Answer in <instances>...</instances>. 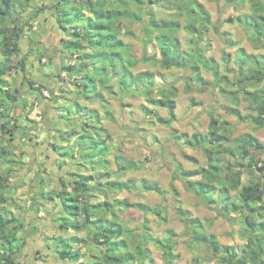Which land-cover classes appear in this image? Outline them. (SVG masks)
<instances>
[{
    "label": "trees",
    "instance_id": "obj_1",
    "mask_svg": "<svg viewBox=\"0 0 264 264\" xmlns=\"http://www.w3.org/2000/svg\"><path fill=\"white\" fill-rule=\"evenodd\" d=\"M114 1L117 7L109 6L108 0H59V5L52 12L59 27L68 35L64 51L70 50L74 56L78 55L74 62L71 61V64L66 67L69 69L68 75L73 77L76 85H79V96L90 101H106L105 91L113 93V84L117 82L120 90H117L119 96L122 94L121 92L131 95L141 94L153 106L166 108L169 113L167 118L162 117L158 111L146 104L143 106L148 116H154L158 123L171 126L177 119L178 88L176 82L167 85L161 82L157 83V74L153 71L144 70L136 74L129 71V67H134L139 62L159 64L165 69L177 68L188 71L190 78L200 85L215 84L220 86L225 84L231 87L228 93L233 104L226 106L228 112L240 121L251 119L256 127H264V88L246 92L249 99L253 100L256 114L243 115L239 109L241 103L238 98L240 91L248 81H253L256 84L264 81V54H251L244 47L238 48L235 57V63L238 66V73L235 75L237 82L231 81L229 74L232 69L227 65L231 60V54L224 52L223 59L226 66L222 72L220 62L214 56H208L206 47L200 45V37L208 29L211 18L209 11L198 0ZM229 1L231 4L235 2L241 5L249 4L248 11L230 15L227 21L237 22L249 33V37L255 43L264 46V0ZM32 2L33 0H0V79L13 72L17 66L10 61L20 51L24 28L17 21L15 12L20 8L22 12L28 10L29 8L24 5H30L33 8ZM69 5L71 8L66 9ZM156 6L167 9L171 13V17L157 15ZM35 8L38 11L36 10V13L27 18V24H32V17L38 20L40 14L46 11L44 7ZM124 19L130 20L132 24H141L144 43L140 58L131 53L129 45L122 38ZM12 23L13 26H11ZM181 29L191 35L188 39L189 48L183 46L178 35ZM128 33L134 35L131 30H128ZM69 36L71 37L69 38ZM153 42L156 43L160 52V58H155V60L148 56V46ZM235 43L231 39L229 45L234 46ZM44 55L41 53L40 58H43ZM111 56H113L112 59H110ZM108 59H110L109 63H107ZM87 69L92 72H88ZM204 70L213 75L212 81L205 78ZM124 72L129 73L128 78ZM28 81L29 86H32L36 91H40L41 87H44L43 84H38L32 79ZM4 85L7 86L8 82H5ZM233 87L235 89H232ZM156 91L157 96L155 95ZM53 92L56 97L55 91ZM5 93L4 99H0L2 132L8 131L9 128L13 131L20 127L14 114L20 106L19 96L13 94L9 89ZM6 97L8 104L3 105L2 102L6 100ZM75 102L83 111L84 116L89 112H97L76 100ZM32 109L29 108L27 114ZM93 117L94 114L86 118L83 126L85 133L81 132L80 135H76L75 129L63 132V139L69 144L71 142L70 148L78 145L80 149L90 151L88 161H84L80 156L79 158L82 160H79L74 153L70 158L78 163V167L72 174L73 178L65 182L60 189L36 194V196H47L50 200L54 199L53 195H55L59 199L57 203L59 212L62 213L65 210L68 214L58 220L59 227L66 231L73 229L77 232L86 229L91 237V239H87L80 236L72 238L58 236L54 239L58 243L54 252L57 253L60 260H69L74 264H91V261L94 264H134L139 260L142 263L148 260L149 264H157L146 244H138V250L132 251L130 243H132L133 231L117 220L116 213L119 210L135 207L145 213L160 215L162 212L160 206L152 207L141 202L133 203L126 198L116 199L115 202L103 200L96 204L91 201L93 192L97 189L102 190V185L107 191L110 189L112 192L131 189L133 181L121 180L119 177L132 169L142 167L141 162L125 161L123 156L117 154L119 169L114 172L116 177L113 178L110 172L101 173V177L104 175L106 177L105 184L92 172L80 171L83 168L86 170L89 166L95 169L97 163H100L97 165L107 167L109 163L107 155L111 152V147L106 139L108 134L101 136L100 133L104 128L93 124ZM4 118H7V121H4ZM89 118L90 122H88ZM231 125L228 120L212 116L206 133L195 131L190 136L185 133L174 134V137L181 140L185 146L202 150L207 164L195 169H186L182 165H177L172 172V182L183 180L187 189L195 192L206 204L215 205L217 209L220 208V215L225 216L231 222H234V218L230 213L232 211L241 212L242 225L239 233L245 242L240 247L223 244L215 233L207 230L206 226L210 225L209 220L190 217L183 208H179L178 213L189 227L191 241L210 250L211 258L215 259L218 264H264V178L262 179L264 163L260 158V154L264 150V143L252 133H243L233 137ZM89 127H92L96 133H91ZM82 137L92 139L91 143L83 141ZM73 139L76 143L75 146L72 145ZM10 149L12 150L11 147ZM61 149L63 147H58V150L56 148L57 153H62ZM10 153L11 151L6 146L0 148V156L6 158V155L8 156ZM120 157L124 159V164L120 161ZM232 158L241 161L240 164L238 163V168L230 160ZM247 159L248 162L244 163ZM260 163H263L259 166L262 175H259L258 178L255 167H258ZM247 171L250 173V179L243 182L242 175ZM11 173L12 170H7L4 174H0V205L9 202L5 190L8 186L7 177ZM141 183L145 190L166 193L157 183L147 180H142ZM173 189L176 194H179L175 188ZM109 212L116 219V223L105 222L106 219L102 213ZM20 228L19 220L15 216L9 217L0 214V264H21L17 253L23 249L26 241L22 236H19ZM141 235L145 243L152 239L163 250L168 261L166 264H174L177 256L174 252L176 233L173 230L169 229L164 238H153L146 231L141 232ZM89 240L94 243L95 247H99L98 254H95V257L89 262L84 263L81 261V250H74V248L82 241L89 244ZM48 248H52V246H48ZM119 249L120 255L117 254ZM191 264H202V261L200 258H194Z\"/></svg>",
    "mask_w": 264,
    "mask_h": 264
},
{
    "label": "rangeland",
    "instance_id": "obj_2",
    "mask_svg": "<svg viewBox=\"0 0 264 264\" xmlns=\"http://www.w3.org/2000/svg\"><path fill=\"white\" fill-rule=\"evenodd\" d=\"M198 1L206 7L211 18L208 29L200 37V45L206 47L208 56H214L220 62L222 72L223 68L226 66V62L223 59L224 52H229L231 54V60L227 65H229L232 69L229 74V78L231 81H236L237 78L235 75L238 73V66L235 63V57L238 48L244 47L246 51L251 54H264V46L255 43L249 37V33H247L241 25L235 21H227L230 15L241 14L248 11L250 8L249 4L247 3L241 5L237 2L231 4L229 0ZM59 3V0H40L39 3L32 4L34 7L31 8L30 15L36 13L37 9L35 7H44L49 13L51 12L50 14L52 15L53 10H56V6L59 5ZM108 3L111 7H117L114 0H108ZM70 8V5L66 7V9ZM133 8L137 10L135 6H133ZM156 10L157 15L159 16L171 17V13L165 8L156 6ZM21 13L23 12L20 8V12L15 13L16 19L23 28H28V32H34V30L40 29L42 24L44 25L43 22L33 17L32 24L28 23V25L27 23H22L21 21L25 18V15L27 18L30 15L28 14L29 12L23 13L24 15ZM42 14L47 15L48 13L44 11ZM47 26L45 25L46 28ZM50 26L52 27V25ZM70 29H73V27H70ZM128 30H131L134 35L129 34ZM178 35L182 40L183 46L185 48H189L190 44L188 39L191 35L184 29H181L178 32ZM70 37L71 36H69V38ZM122 38L129 45L131 53L135 57L140 58L143 53L144 43V35L141 24H132L130 20L124 19L122 22ZM231 39L236 42V45H229ZM23 53V49L20 48V51L15 54L10 61V63L17 65L16 68L13 72L4 76L6 79L4 77L0 79V99H4V94L6 96L5 88L7 86L4 85L5 82H8L9 90L13 94L20 97V94L22 93V95H25V99H30L29 103L24 99L19 100L20 106L14 113L17 123L20 126L19 128L13 131L9 128L8 131L2 132L1 128L3 125H0V148L6 146L11 151L8 156L6 155V158L0 156V174H4L7 170H12V173L7 177L6 181L8 186L5 190V195L9 198V202L0 205V214H4L9 217L15 216L17 220H19L21 227L19 235H21L24 240H32V242L37 244V242H40L39 239L42 240L44 237L43 240L47 247L40 248V245L37 244L40 250L36 253L33 252L35 249H32L35 245L32 247H24L25 249L23 248L17 253V257L20 258L21 264H74V262L69 260H60L57 257V253L54 252V248L58 245V243L55 242L56 240L52 241L50 239L54 237L58 238V236L72 238V232L74 231H66L58 226V220L68 214L65 210L62 213L59 212V207H57L59 199L55 195H53L54 199L52 200H50L47 196H36L38 192L60 189V186L55 183H47L46 179L44 177L42 178L35 162V157L38 159V156L33 155L31 150H35L40 146L36 141L43 139L47 130L49 134H51V138H53L54 134L58 133L57 128L59 130H68L71 121L73 122L74 118L77 117L79 113L83 112L79 109L75 100L79 101V103L84 106H93L94 108H97L102 114H105L106 111H110V109L113 108L114 118L112 122L115 124L112 127L108 126V128H104L103 131L105 130L106 132L102 131L100 133L101 136H105V134L107 135L109 133L106 139H109L108 145L110 147L115 135L117 134V129L121 133L127 132L130 136V139L124 145V149H117L116 154H111V148V152L107 155L109 160L107 167L97 165L100 164L97 163L95 164V169L89 166L86 170H83V168L80 169V171H85L87 173L92 172L96 175L95 177L101 179L105 184L106 177H104L105 175L101 177V173L106 174V172H110L113 178L116 177L114 172L119 169L116 158L117 154L123 156L125 161L134 160L139 161L142 164L141 168L132 169L119 177L121 180H132L133 183L131 189L112 192L110 189L107 191L102 185V190L97 189L98 191L96 190L93 192L91 201L96 204L102 202L103 200L115 202L116 199L126 198L133 203L141 202L147 204L148 206H160L161 208L162 212L160 215L145 213L135 207L124 209L123 211H117V220L122 222L126 228L133 231L134 235L131 238L132 243H130L132 251H137V245L144 243L151 250L153 259L157 264H166L168 261L164 256L163 250L160 249L152 239H149L145 243L141 232L146 231V233L153 238H164L167 235V231L171 229L176 233V237L174 239V252L177 257L174 260V264H191L194 258H200L202 264H218L215 259L211 258L212 253L210 250L206 247L198 246L197 243H193L191 241L189 227L179 215V208L185 209L190 217H199L202 220H209L210 225L206 226L207 230L215 233L223 244L240 247L245 242V239H243L239 233L242 225L241 212L232 211L230 214L234 218V222H231L225 216L220 215V208L217 209L215 205L206 204L195 192L187 189L183 180L179 179L172 182V172L177 165H182L186 169H195L207 164V159L202 150L185 146L181 140L174 137V134L179 135L185 133L190 136L195 131L206 133L212 116H219L220 119L229 120L232 124L231 128H233V137L243 133H252L264 143V127H256L251 119L240 121L237 117L228 112L226 106H231L233 104L228 93L231 90V87L225 84L220 86L215 84L200 85L195 80L190 78L188 71L177 68L165 69L159 64L141 62L134 67H129V71L135 74L144 70L155 72L157 74V83L161 82L167 85L176 82V86L178 88L176 97V111L178 119L172 124L173 126H167L165 124L158 123L154 116L147 115L146 111L143 109L145 102L147 106L151 107L153 105L148 103L146 98H143V95H131L121 92L122 94L119 96L117 93V90H119L117 82H114L113 84V97L110 96L111 92L109 94L105 91L104 96L109 95L108 99L111 100L106 105H102L100 102H96L94 104V102H87L85 101L86 99H82L83 96H79V85H76L73 77L71 78V76L68 75L67 72L69 69L66 67L71 64L69 62H74L76 57L71 54L70 50H66L62 55L65 60L63 63H59V68L55 63V56L52 60H48L47 55L40 58L41 60L45 59L44 62L47 64V68L53 67L55 70L56 68L59 69L58 73H60L63 78L61 82L65 86L64 90H62L59 94L56 93V99L58 100L55 105L56 111L53 115H50V117H53L56 114L53 121L56 124L57 122L62 124L63 127L57 126L56 129H53L52 127H55V125L53 126L52 121H49L47 124L49 128H44L43 112L40 106V103L44 100L43 97L41 98L42 100H38L36 95L31 90L29 91L30 88L20 89L18 85L20 62H22ZM159 53L160 52L156 47V43H150L148 46V56H150L152 60H155V58H160ZM112 58L113 56L110 57V59ZM110 59L107 60V63L110 62ZM87 71L92 72V70L90 71L89 69H87ZM55 72L56 71L52 72L51 76H56L57 73ZM62 73H65V75H62ZM124 75L128 78L129 73L124 72ZM203 75L210 81L213 80V75L210 72L204 70ZM2 81H4V83H2ZM261 88H264V81L260 84L248 81L245 87H243L240 91L241 93L238 98L240 100L239 103L241 104H239V109L243 115L248 113L256 114L254 103L252 102L253 100L251 101L249 99L246 92ZM232 89L235 88L233 87ZM32 90L35 91L34 89ZM49 91L44 86L41 87L40 92L38 91V93L43 96V94L47 95ZM102 92L104 93V91ZM50 93L54 96L53 90H51ZM157 94L158 93L156 91L155 95L157 96ZM30 102H32V104H30ZM44 103L47 108L51 104L49 101L45 100ZM2 104H8L7 97ZM28 108H33L30 112L31 114L25 113L26 109L28 111ZM165 110V108L160 109L162 115H169L168 111ZM94 115L99 116V113L94 111ZM118 119L122 121L119 124H117ZM3 120L7 121V118H4ZM90 120L91 119L89 118L88 122H90ZM41 124L43 126L42 130L40 128ZM81 124V126L76 124V128H71L70 131L75 129L76 135L79 134L84 129L83 123ZM106 124L107 123H104V125ZM131 125L137 126L134 132H128L127 130L131 127ZM88 129L92 131L91 133H96L94 129ZM35 133L38 134L35 135L34 138L30 139ZM13 136L15 138H11ZM81 139L83 141L86 140V142L88 141L87 143L92 140L87 137H82ZM12 145L17 148L29 149L27 154L31 158L26 160V153L21 152L20 149L15 148L14 150H11L10 147ZM48 151V153L52 156L56 155V152H54L51 147ZM60 152H62L66 158L72 157L75 153L87 162L88 153L90 151H87L86 149L84 150L83 148L80 149L79 146L76 145L74 148L69 147L61 149ZM260 158L264 163V150L261 152ZM124 159L120 157V161L123 164L125 163ZM230 160L236 164L237 168L239 167L241 162L239 159L232 158ZM50 162V167L51 164L54 163L56 168V161ZM247 162L248 159L244 161V163ZM263 163H260L258 167H255L258 178L259 175H262L259 170V166ZM72 164H74V161ZM33 168L36 169L35 172H33ZM42 168H44L43 165ZM43 172L48 171L43 170ZM263 178L264 177H262V179ZM242 179L243 182H247L250 179V173L248 171L245 172L242 175ZM142 180L159 184L166 193L163 194L143 189L141 186ZM49 184H51V187H48ZM172 187L175 188L179 194H176ZM102 214L105 216V222L116 223V219L113 217L112 213L109 212ZM38 221L39 223H37ZM145 223L146 225H144ZM79 236L91 239L89 232L86 229L79 232ZM48 246H52V248H48ZM76 246L77 247L74 248V250H81V261H84V263L89 262L90 259L95 257V254H98L99 247H95L91 240H89V244H85L82 241ZM120 249L117 250V254H119ZM91 262V264H94L93 261ZM134 264H149V261L147 260L142 263L139 260L138 262L135 261Z\"/></svg>",
    "mask_w": 264,
    "mask_h": 264
},
{
    "label": "crops",
    "instance_id": "obj_3",
    "mask_svg": "<svg viewBox=\"0 0 264 264\" xmlns=\"http://www.w3.org/2000/svg\"><path fill=\"white\" fill-rule=\"evenodd\" d=\"M33 3H31V4H33ZM27 11L28 10L23 11V13H28L29 11L28 12ZM19 12H20V9H17L15 13H19ZM46 13H48V14L47 15L46 14H42V15H40L38 17V20H40L41 22L44 23V25L42 24V27L40 29L34 30V32H31V35H29L30 32H28V28H24V30H23V35H22L23 37L21 39V49H23L24 53L22 55V62H20V72H19L20 74H19L18 85H19L20 89H27V88L30 87L29 86V81H28L29 79H32V80H34L36 82V77L33 76V71H30V69H34L36 73H39V79L44 81V82H42L40 84H43L47 88L48 91L50 90V92H51V90H53V91H55V94L56 93L59 94L65 88V86L61 82L63 78L61 77V74L58 73L59 72L58 68H59V63H63L64 60H65V59H63L62 55H63V52H65L64 51V46L66 44V40L68 38V35H67L66 31L62 30L59 27L58 22L56 20V17L51 15L50 14L51 12L49 13L47 10H46ZM21 22L22 23H27V19L23 18ZM0 23H1V21H0ZM32 23H33V21H32ZM45 25L46 26L48 25L47 28L45 27ZM50 25H52V27ZM11 26H13V23L11 24ZM0 28H1V24H0ZM57 47H60V48H57ZM61 47H62V49H61ZM41 53H43V54H45L47 56L49 54H51L52 56H48V57L46 56L48 58V60H51V58L53 59L54 56H55V63L58 66V68H56V70H55L56 71L55 73H57L56 76L53 77V76H51L52 72L46 71L47 64L44 62L45 59H43V60L40 59V54ZM76 56H78V55H75V57ZM25 57H27V58H25ZM29 57H31V60L29 59ZM33 61L35 63H33ZM140 63L141 62H139L138 64H140ZM62 75H65V73H62ZM4 78L6 79V77H4ZM5 89L6 90L9 89V85H7V87ZM30 90L31 89H29V91ZM31 91L36 95V98L38 100H41L42 97H41V94L38 93V90L37 91L36 90L35 91L31 90ZM108 96L109 95H105V100L106 101H102V100L101 101H98V100H91L90 101V100H87V99L85 100V98H83V97H82V99H84L87 102L88 101L94 102V104L96 102H100V103H102V105H106V104H108V102L111 101V100L108 99ZM110 96L113 97V93H111ZM24 97H25V95H22V93H21L20 97H19V100L24 99V100H27L28 103H29L30 99L29 98L25 99ZM51 97H52V100L49 101V103H51V104L48 106V108H50V111L46 113L45 117L43 116L45 124H48L49 121H51L52 117H50V115H53L54 112L56 111L55 110L56 109L55 105H56L58 100L56 99L55 95L54 96L52 95ZM143 98L145 99L144 96H143ZM30 104H32V102H30ZM30 104H28V105H30ZM40 104H41L40 106H41L42 111H44V109H47V106L44 103V100ZM145 104H146V102H145ZM150 108H153L154 110L158 111L159 115H161L162 117H165V118L168 117V114H166L167 116H163L162 115V112L160 111V109L161 108L164 109L163 107L151 106ZM89 109H91V110L95 109L99 113V116H95L94 115V117L92 119V120H94L93 124H97L99 127L102 126V128H108V126L112 127L115 124L114 122H112L113 118H114V116H113L114 115L113 114L114 113L113 112V108H111L110 111H106L105 110L106 111L105 114L100 113V111L97 108H94L93 106L90 107ZM104 109H105V107H104ZM28 110H29V108H28ZM176 110H177V108H176ZM25 113L27 114V109H26ZM48 114H49V116H48ZM93 114H94V112L93 113L89 112L88 115L86 114V116H84L83 113H79V115L74 118L73 122L70 123V125H69L70 127L69 128H76L75 127L76 124H79L81 126L82 125L81 123H83V125H84L85 121H86V118L91 117ZM176 114H177V111H176ZM55 116H56V114L54 115V117ZM36 119H38V118H36ZM98 119H99V121H98ZM177 119L175 121H177ZM175 121H173V123ZM104 123H107V124L104 125ZM172 124H171V126H173ZM89 128H92V127H89ZM104 132H106V131H104ZM80 134H81V132L78 135H80ZM108 135H109V133H108ZM93 136H95V135H93ZM107 143H109V139L107 140ZM73 144H74V146L76 145L75 141H73ZM77 157L79 158V156H77ZM79 160H80V158H79ZM71 231H74V232H72L73 236H79V232H77V231H75L73 229H71ZM19 236H21V235H19ZM63 237L66 238V236H63ZM43 239H44V237L42 238V240L39 239L40 242H37V244L40 245V248L47 247L46 244L44 243ZM54 239H56V238L54 237V238H52L50 240L53 241ZM25 241H26V243H25L26 245L25 244L23 245L25 248L27 246L32 247V246L35 245V247L32 248V249H35L33 252L36 253V252H38V250H40L39 246L36 243L32 242V240H25Z\"/></svg>",
    "mask_w": 264,
    "mask_h": 264
},
{
    "label": "flooded vegetation",
    "instance_id": "obj_4",
    "mask_svg": "<svg viewBox=\"0 0 264 264\" xmlns=\"http://www.w3.org/2000/svg\"><path fill=\"white\" fill-rule=\"evenodd\" d=\"M48 56H52V55L49 54ZM29 88L31 90L33 89L32 86H30ZM51 96L52 95H51V93L49 91V93L47 95L43 94L42 97H43V99L45 101H50V100H52ZM49 111H50V108L44 109V111H42L43 112V116L45 117L46 113L49 112ZM53 118H55V117L53 116L51 121L53 123V126L55 125V127H52V128L56 129L57 128V124L53 121L54 120ZM44 126H45L44 128H49L48 125L45 124V123H44ZM70 129L71 128H68L67 131H70ZM57 131H58V133L54 134L53 138H51L50 137L51 134H49V132L47 130L45 137L43 139H41L40 141L39 140L36 141L37 144L40 145L37 149H43V152L35 155V156L41 155L43 159L45 158L44 161H56L57 164H56V168H55V170H56L55 173H50V168H51L50 165L48 167H45L43 163L38 165L36 157H35V159H36L35 162H36L37 165L36 164L35 165L38 167L39 173L41 174L42 178L43 177L44 178L49 177V175H54L55 176V180L54 181L51 180V179H48V180H46L47 183L48 182H50L52 184L55 183V184L59 185L60 188H62L64 186L65 182H67V181H69L70 179L73 178L72 174H73V172L76 171V169L78 167V163H76V161L74 159L70 158V157L66 158L63 153H57L56 148L58 150V147H61V148L63 147V149H65V148H69L71 146V142L69 144L63 139V137H64L63 132L65 130H63V129L59 130L57 128ZM82 132L85 133L86 131L83 129ZM37 134L38 133H35L34 136H31L30 139L34 138L35 135H37ZM11 138H15V137L13 136ZM12 146H11V148L13 150L16 148V149H20L21 152H25V153L29 152V149L17 148L16 146H13V147ZM50 147L53 149L54 152H56L55 156H52L50 153H48L49 152L48 150H49ZM43 155H44V157H43ZM57 161H59V162H57ZM73 161H74V164H72ZM42 165L44 166V168H42ZM65 168H71L72 170L64 172ZM43 170L48 171V172H43ZM59 173H63V175H59ZM37 223H39V221Z\"/></svg>",
    "mask_w": 264,
    "mask_h": 264
},
{
    "label": "clouds",
    "instance_id": "obj_5",
    "mask_svg": "<svg viewBox=\"0 0 264 264\" xmlns=\"http://www.w3.org/2000/svg\"><path fill=\"white\" fill-rule=\"evenodd\" d=\"M33 2L34 3H39L40 0H33ZM24 7L29 8V13L28 14L30 15V13H31V6L30 5H24ZM21 14L24 15L23 13H21ZM26 18H27V16L25 15V19ZM29 35H31V33ZM29 59L31 60V57H29ZM33 63H35V62L33 61ZM30 71H33V76L36 77V83L39 84V83L44 82L41 79H39V73H36L34 69H30ZM46 71H48V72H54L55 71V68L49 67V68L46 69ZM121 122L122 121H120L119 119L117 120V124H119ZM129 123H130V121H129ZM57 126L63 127V125L62 124H59L58 122H57ZM136 127H137L136 125H131V127L128 129V132H134ZM40 128H41V130L43 129L42 124L40 125ZM129 139H130V136L128 135L127 132L121 133L117 129V134L115 135V137L113 139V142H112V145H111V148H112V153L111 154H116L117 149H121V150L124 149V145H125V143ZM31 151H32V154L33 155H37L39 153H42L43 152V149H35V150H31ZM30 158L31 157L26 153L25 159L27 160V159H30ZM57 162H59V161H57ZM41 163H43L45 167H48L51 162L50 161H43L42 156L41 155H38L37 164L39 165ZM35 170L36 169L33 168V172H35ZM70 170H72V169L71 168H65L64 169V172H67V171H70ZM55 171H56L55 170V164L52 163L51 164V168H50V173H55ZM59 175H63V173H59ZM45 179L46 180L51 179V180L54 181L55 180V176L54 175H50V177H46ZM48 187H51V184H49Z\"/></svg>",
    "mask_w": 264,
    "mask_h": 264
}]
</instances>
